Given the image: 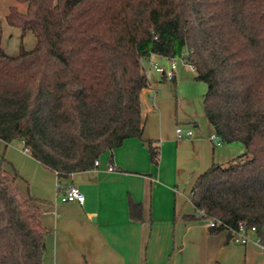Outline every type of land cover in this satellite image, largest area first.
Instances as JSON below:
<instances>
[{
	"label": "trees",
	"instance_id": "obj_1",
	"mask_svg": "<svg viewBox=\"0 0 264 264\" xmlns=\"http://www.w3.org/2000/svg\"><path fill=\"white\" fill-rule=\"evenodd\" d=\"M15 1L26 11L10 8L8 24L33 32L37 44L10 56L0 28L1 141L23 142L60 186L126 140H142L144 62L188 52L196 80L208 86L204 107L215 134L251 157L201 175L192 203L204 220L221 222L212 234L245 223L264 247V0ZM143 143L159 166V145ZM19 177L1 161L0 264H43L49 231L35 200L17 189ZM129 212L143 219L131 197Z\"/></svg>",
	"mask_w": 264,
	"mask_h": 264
},
{
	"label": "crops",
	"instance_id": "obj_2",
	"mask_svg": "<svg viewBox=\"0 0 264 264\" xmlns=\"http://www.w3.org/2000/svg\"><path fill=\"white\" fill-rule=\"evenodd\" d=\"M177 79L174 90L149 80L142 93V140H126L104 155L99 167L73 174L60 186L57 174L25 147H14L6 159L10 144L4 142L3 169L11 176L19 173L17 189L35 200L32 206L49 231L43 264H264V248L232 244L226 232L214 235L205 222L184 219L196 213L192 195L197 179L214 165L225 168L228 161L216 156L223 142L211 140L216 135L211 124L190 122L196 128H186L192 137L178 139ZM147 141L160 147L159 166L151 164ZM109 166L115 171L109 172ZM71 186L84 194L83 204L62 202ZM130 197L143 206L141 221L130 217Z\"/></svg>",
	"mask_w": 264,
	"mask_h": 264
},
{
	"label": "rangeland",
	"instance_id": "obj_3",
	"mask_svg": "<svg viewBox=\"0 0 264 264\" xmlns=\"http://www.w3.org/2000/svg\"><path fill=\"white\" fill-rule=\"evenodd\" d=\"M12 7H16L20 12H25L26 5L18 4L15 0H0V28L2 30V47L8 55L15 57L19 55L22 48L27 51H32L36 47L37 39L33 32L28 31L24 33L20 28L12 27L8 24L7 16L9 14L10 8ZM150 62H155L160 66L167 67L168 60L164 58H152L146 60L144 64L146 68V74L151 84H166L168 88H172V90H174V83L163 80L161 75L157 74L150 66ZM176 62L178 64V69L176 71L178 78L177 95L179 100L178 127L182 128L184 131H186V128L189 127L195 130V123L191 124L190 122L196 121L201 125V127L203 124L204 126H208L210 128L211 125L206 117L203 97L208 91L207 84L196 80V72L193 71L189 65H186L185 62L181 60V58H176ZM161 80H163L165 83H162ZM14 147L24 148L25 146L20 141L11 143L6 155V159H8V154L11 156L14 152H16L15 149H13ZM4 150L7 151L5 149V143L0 140V158L5 157ZM243 152V145L240 143H220V145L216 147V156L218 158H223V162L226 160L228 161L225 162V168L249 161L251 157L249 155H243ZM17 160L24 162V159L20 156L17 157ZM5 165L7 164L4 162L3 167ZM250 239L252 242H256L257 236L252 235ZM257 246L260 247L259 245Z\"/></svg>",
	"mask_w": 264,
	"mask_h": 264
},
{
	"label": "built area",
	"instance_id": "obj_4",
	"mask_svg": "<svg viewBox=\"0 0 264 264\" xmlns=\"http://www.w3.org/2000/svg\"><path fill=\"white\" fill-rule=\"evenodd\" d=\"M187 57H188V52H184L181 56L177 58H181V60H183V62H185L186 65H189L192 68V70L196 72V68L188 63ZM166 59L168 60L167 67L160 66L155 62H150V66L155 70L156 73L161 75V77L164 80L172 82L175 80L178 64L176 62V58H166ZM176 133H177L178 139L190 138L193 135L192 130L184 131L182 128H179V127L177 128ZM217 139L218 137L216 135H213L211 137L212 141H216ZM0 163H1V160H0ZM99 165H100V162L99 160H97L95 162V167L97 168L99 167ZM108 171L114 172L115 169L112 166H109ZM61 200L64 203L83 204L85 202V196L78 187L71 186L66 190L63 196H61ZM195 215L200 221L205 222L207 226L211 229L218 228L219 226H221V222L218 220H215V219L204 220L205 216H204V213L202 212H196ZM225 229H226L225 232L231 235L230 242L232 244L240 245V246H248L250 244L255 243L259 245L261 248H264L261 245L260 239L258 237H257L256 242H252L250 239L252 235L257 234V230L255 227H249L247 224L242 223L237 228L225 227Z\"/></svg>",
	"mask_w": 264,
	"mask_h": 264
},
{
	"label": "water",
	"instance_id": "obj_5",
	"mask_svg": "<svg viewBox=\"0 0 264 264\" xmlns=\"http://www.w3.org/2000/svg\"><path fill=\"white\" fill-rule=\"evenodd\" d=\"M219 141H220V139H217V140H216V143L219 144Z\"/></svg>",
	"mask_w": 264,
	"mask_h": 264
}]
</instances>
